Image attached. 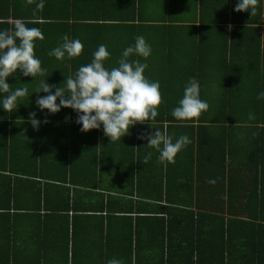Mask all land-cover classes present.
Returning a JSON list of instances; mask_svg holds the SVG:
<instances>
[{
  "label": "trees",
  "instance_id": "16d2710c",
  "mask_svg": "<svg viewBox=\"0 0 264 264\" xmlns=\"http://www.w3.org/2000/svg\"><path fill=\"white\" fill-rule=\"evenodd\" d=\"M39 2L40 0H34L32 5H28L26 0H0V21H3L0 23V30L11 28L16 19L24 21L33 19L35 4ZM43 3L45 5L43 11L37 12L40 22L28 23L26 26L40 30L42 27L56 28L55 32L60 34L56 37L58 40L63 41L65 35L70 39L80 40L84 45L83 58L90 61L94 59L93 54L98 50L97 42L99 40L107 42V37H104L108 32H104V29L107 28H135L147 23L198 31L207 24L215 28L217 23L231 21L232 28L228 32L231 34L230 42L226 43L231 50L235 30L252 31L255 23L264 22V19L253 18L250 12L244 11L235 19H229L227 12L223 11L213 20L209 19L210 21L199 19L200 23L197 19H192L186 20L188 22L186 24L180 21L177 23V20L170 17L161 18L157 14L161 9L172 12L177 7L171 9L169 4L159 5L156 0H43ZM262 7L264 9V6ZM217 9L219 10L220 6ZM184 10L186 6L180 4L179 11ZM199 13H202L201 10ZM144 16L147 18L144 19ZM224 29L227 30L229 27L225 24ZM99 33L101 36L98 35ZM243 38L245 42L238 50L244 48L246 52L241 56L244 58V69L249 65L252 69L255 60H260L261 66L264 65V51L260 49L251 51L252 36L244 35ZM38 42V39L34 42L35 46ZM246 45L249 48H245ZM53 59L51 68L38 80L36 90L42 79L45 81L49 78L54 81L51 85L59 86L66 77L74 75L82 65L84 66L75 62L72 65L67 53L63 59L65 62L58 63L60 60L56 57ZM39 60L41 65L46 61V59ZM201 63L200 58L194 65L190 64V61L178 63L176 68L179 80L182 82L163 84V87L160 84V90H163L166 96L164 99L166 104L174 102L175 107L179 106L176 102L183 96L184 88L192 78H195L202 88L201 75L198 74L200 67L195 68ZM236 70L238 72V68H233L231 73H236ZM18 73L23 76L19 70L13 75ZM170 93H175L176 98L171 99ZM202 97L200 94V99ZM22 102L27 101L25 99ZM169 104L158 108V115L153 125L161 131H163L162 127H166L168 134L172 138L175 137L173 142L182 135H187L192 141L175 158L178 167L184 166L185 171H188L185 173L186 179L181 183L178 182L179 186L184 187L183 194L175 195L172 189L166 186L164 195H140L132 198L128 193L120 196L110 193L104 195L95 188L91 190V196L99 194L101 201H98L99 206L93 209L90 204L75 205L76 199L71 201L70 195L66 192L61 194L57 191L51 196L46 184L42 188L38 186L34 198L35 206H43L46 211L37 213V233H45L37 255H28L29 249L18 245L12 234V225H7L6 237L2 236L3 239L0 237L2 241H0V264H107L113 258L123 261V264H264V157H259L253 162V153L256 151L252 153L251 145L254 142L248 143L243 149L242 144L236 146L226 137L223 138V134H218L220 132H211L205 123L198 122L195 126L194 123L201 119L200 116L195 118L196 120L180 121L182 124H177L179 120L172 115L173 110ZM216 106H219V103ZM65 117L67 118V115ZM228 118V116L224 117L221 122H227ZM255 120L258 122L257 119ZM261 120L264 121V118L261 117ZM163 122L169 124L163 126ZM148 124L150 125V122ZM136 126L138 131L142 125L137 123ZM175 128L177 136L172 135ZM108 140L105 143L102 137L98 145L95 143L97 146L95 145L93 151L95 162L102 164V167L105 163L104 158L120 163L126 158L130 161L139 160L143 153L140 152L139 140L137 143L131 141L130 144L126 141L127 154H123V150L120 149L121 144L111 145L109 137ZM121 140L123 141L124 138ZM125 140H129L128 135ZM195 141L197 145L194 146ZM206 141L209 144L211 142L214 148H212V156L207 153L206 158L209 159L205 162L200 161L199 144L200 142L206 144ZM241 151L244 152L240 154ZM191 153H194L193 156ZM125 155L129 156L125 157ZM1 170H4V167ZM213 179L216 183L210 184L208 181ZM9 181L10 175L0 173V209L9 206L13 198L14 186ZM92 186L94 188L95 184ZM211 186L216 189L213 188L210 192L204 190V187ZM133 199H137V203L146 205L145 210H149L145 216H134L135 221L131 214L140 204L134 207ZM93 201L97 202L90 200L89 203ZM48 210L52 213H48ZM87 211L100 214V219L94 221L95 225H93V216L96 214ZM62 214L66 215L62 216ZM12 215L13 213L9 214L11 218ZM57 216L64 217L63 225L59 224L61 220L57 219ZM113 216L122 220L117 224H111ZM144 218L149 219L148 229L145 231V238L140 239L139 220H145ZM69 220L71 232L68 230ZM45 224L51 226L49 232L44 231L47 228ZM56 232L58 234H55ZM94 238L101 239L99 256L96 254L97 245L89 241ZM49 239L53 242L46 243ZM194 254L197 256L196 259H193Z\"/></svg>",
  "mask_w": 264,
  "mask_h": 264
},
{
  "label": "crops",
  "instance_id": "0c3cea01",
  "mask_svg": "<svg viewBox=\"0 0 264 264\" xmlns=\"http://www.w3.org/2000/svg\"><path fill=\"white\" fill-rule=\"evenodd\" d=\"M156 2L159 5L169 4L171 9L177 7L172 12L161 9L157 13L159 17H170L177 20V23L180 21L184 24L188 23L186 20L192 19H197L200 23L199 19L210 21L209 19L213 20L219 12L223 11L227 12L229 19H235L242 13L234 10L238 0H156ZM180 4H184L186 10L179 11ZM217 5L220 6L219 10ZM262 6H264V0H258L256 13L258 15L253 16V18L264 19ZM199 9L202 12L201 14ZM202 9L204 10L202 11ZM143 18L146 19L147 16ZM232 23L231 21L217 23L215 28H212L211 24H207L199 28L198 31H188L178 27L155 26L147 23H144L142 27L135 28H107L104 29V32L108 31L104 36L107 37V42L99 40L96 45L99 44V48L100 44L105 42L103 45L107 47L110 55L104 62V66L110 70L119 66L118 61L123 51L129 46H134L136 37L143 36L146 43L151 46L150 56L145 59L133 54L129 60L146 63L148 65L144 73L146 79L150 82L158 81L162 85L161 87H163V84H179L182 82L179 80V73L176 68L178 63H188L190 61V64L194 65L198 63L200 58L202 63L196 65L195 68L200 67L198 74L201 75L200 83H202L200 94L203 97L201 100L206 101L209 108L201 113V119L194 123L195 126L198 122L205 123L211 132H220L218 134H223V138L226 137L236 146L242 144L243 149L248 143L254 142L251 147L252 153L256 151L253 153L252 159L255 162L259 157H264V121L261 120V117L264 118V99H258V94L264 92V65L261 66L260 60H255L252 69L250 65L244 69V58L241 56L245 51L244 48L243 50L238 49L245 42L243 37L246 35L252 36L250 41L251 51H259V49L264 51V22L261 24L255 23L252 31L235 30L233 33L234 38H232L233 45L230 50L226 43L230 42L231 34L228 33L229 29H224V26L225 24L229 26ZM54 29L56 28L42 27L41 32L44 39H38L39 42L36 43L34 49L36 58L46 59L41 65L46 71L51 68L54 62L53 58H55V56H49V52L63 43L62 40L56 38L60 34H57ZM98 35L101 36L100 33ZM245 48H249V46L246 45ZM83 56L81 54L79 57L72 58L70 60L71 64L73 65L74 62L84 65L91 63L90 60H85ZM180 57L187 58V60ZM61 62L65 61H58V63ZM233 68H238V72L236 70V73H231ZM39 79L40 76L36 78L25 77L20 76L19 73L10 76L8 83L12 85V90L27 87L28 94H32V96L20 98L18 107L12 113L6 112L0 104V173L10 175L9 183L14 186L10 205L0 209L2 214H0L1 239H3L2 236L6 237L7 225H12V234L18 245L26 246L29 249L28 255H37V250H39L45 234L37 233V213H45L46 210L42 208L43 206L36 207L34 198L38 186L42 188L45 184L51 196L56 194L57 191L61 194L66 192L70 195L71 201L76 199L75 205L90 204L93 209L98 207L101 201V195L91 196V190L95 188V190L103 192L104 195L110 193V195L120 196V194L125 195L128 193L132 198L140 195H164V187L166 188V186L171 188L175 195L185 192L184 187L178 185V182L181 183L186 179L185 173L188 171H185V167H178L177 160H175V163L160 162L158 159L159 152L148 148L146 146L147 140L139 139L142 134L154 133V129L148 123L141 124L142 126L139 127L140 130L138 131L136 125L130 128L129 140H125L126 136H124L123 141L110 143L111 145L121 144L120 149L123 150V154H127L126 141H129L130 144L131 141L137 143L139 140L141 144L140 152H143L139 160L130 161L126 158L119 163L116 160L104 158L105 163L102 167V164L99 165L98 162H95L93 151L102 137L105 143L109 141L108 137L104 135L103 126L100 129L81 132L82 125L76 123L78 115L73 109L63 108L57 114H50L48 110L41 111L36 105V100L40 96L47 95V93H36V84ZM47 80L45 81L49 84H54L53 80H49V78ZM160 92L162 103L159 109L169 104H166L164 100L166 96H164L163 90H160ZM245 93L246 95H244ZM170 94H172L171 99L176 98L175 93ZM3 95L6 94L0 93V100H2ZM25 99L27 102H22ZM57 102L59 103V101ZM178 102L179 99L176 103ZM218 103L219 106H216ZM174 104V102L169 104L172 110L175 108ZM30 112L37 113L36 118L41 121L39 130H35L29 122ZM250 112L255 114V119L258 122L255 119H248ZM226 116L229 117L227 122H221ZM46 118L49 121L47 124L43 123ZM167 123L163 122L162 124L165 126ZM177 124H182V122L178 121ZM162 129L165 128L162 127ZM175 134L177 136L176 128L172 135L175 136ZM174 139L175 137H173ZM195 145H197L196 141L194 142ZM199 145L201 146L200 161L206 162L209 159V157L206 158L207 153L212 156V148L214 147L211 142L209 144L207 141L206 144L200 142ZM134 147L136 148L135 145ZM149 152L152 153L151 159L145 164L143 162L144 157ZM243 152L241 151L240 154ZM193 154L191 153V156ZM103 155L105 154L103 153ZM127 156L129 155H125V157ZM191 161L194 162L192 159ZM3 167L4 170H1ZM194 173L196 174L195 168ZM94 184L95 187L93 188L92 185ZM193 184L195 186L194 179ZM211 187H204V190L210 192L211 189H216L214 186ZM209 192L208 194H210ZM90 200H96L97 202L89 203ZM132 201L134 207L140 204L136 202L137 199ZM145 207L146 205L140 204L138 209L133 210L131 214L133 221H135L136 217L134 216L136 215H147L149 210H145ZM50 211L48 210V213H52ZM87 212L96 214L93 216V225H95L94 221L100 219V214L94 211ZM12 213L11 218L9 214ZM56 218L61 220L59 224L63 225L64 217L57 216ZM121 220L113 216L111 224H117ZM148 220H139L140 239H144L146 236L145 231L148 229ZM96 224L98 223L96 222ZM46 227L44 231L49 232L52 229L50 225ZM68 230L71 232L70 220ZM89 241L97 245L98 253L96 254L99 256L101 239L94 238L89 239ZM52 242V239L46 241V243Z\"/></svg>",
  "mask_w": 264,
  "mask_h": 264
},
{
  "label": "clouds",
  "instance_id": "9594fccd",
  "mask_svg": "<svg viewBox=\"0 0 264 264\" xmlns=\"http://www.w3.org/2000/svg\"><path fill=\"white\" fill-rule=\"evenodd\" d=\"M32 5L34 0H26ZM258 0H238L236 12H250L251 16L257 13ZM43 0L35 4L33 19L24 21L16 19L9 29L0 30V93L3 95L0 104L3 109L12 113L18 107V100L28 95V88H15L8 83V78L19 70L23 76L43 77L46 69L41 67V61L35 55V41L43 40L44 36L39 28H29L28 23L40 22L37 12L43 11ZM3 21H0L2 23ZM229 30L232 26L229 25ZM84 45L80 40L63 37V43L49 52L58 60L79 57ZM136 54L148 58L151 46L146 43L143 36L135 39L134 46L127 47L118 61V67L106 69L104 62L109 58L107 47L101 44L94 52L91 63L81 66L74 75L66 77L65 81L57 86L51 85L43 79L36 93H47L36 100L37 107L48 110L50 114H57L63 108L73 109L77 115L76 123L82 125L81 132L100 129L103 126L104 135L110 138V143L121 140L130 134V128L137 123L150 122V127L155 129L153 134H142L139 139L147 140L146 146L159 152L160 162L175 163L176 156L189 144L191 140L187 135L180 136L173 142L167 128L161 131L153 127L158 115V108L162 103L159 82H150L144 73L148 67L146 63L138 60L130 61L129 58ZM35 80V79H34ZM53 89L55 91L53 92ZM258 99H264V92L258 94ZM59 101V103L57 102ZM172 115L179 121H190L198 118L202 112L207 111L209 105L200 99V85L195 78L189 80L184 88L182 99L178 102ZM37 113H29V122L35 130H39L41 121L36 118ZM249 120L255 119V114H248ZM18 120L16 121V123ZM47 118L43 123L47 124ZM152 153L144 157L148 163ZM215 184L216 180H209ZM197 256L194 254L193 259ZM107 264H123L116 258L110 259Z\"/></svg>",
  "mask_w": 264,
  "mask_h": 264
}]
</instances>
